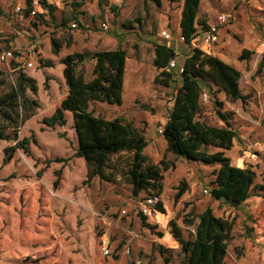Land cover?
Listing matches in <instances>:
<instances>
[{"label": "rangeland", "instance_id": "rangeland-1", "mask_svg": "<svg viewBox=\"0 0 264 264\" xmlns=\"http://www.w3.org/2000/svg\"><path fill=\"white\" fill-rule=\"evenodd\" d=\"M55 2L54 21L48 14L37 17L36 13L43 12L37 11L41 8L38 0L33 1L28 15L25 9L20 11L23 18L16 11L15 0L3 1L0 9V51L11 49L17 56V60L0 63V264H137V260L139 264H178L180 247L175 244L172 249L162 243L157 232L169 231V221L174 220L186 236L189 229L184 227L187 225L183 218L195 216L205 206V196L212 199L210 193L204 192V178L212 177V167L166 151V143L157 133L160 122L168 116L180 75L172 67L175 75L170 86L154 82L158 73L152 61L154 44L165 42L160 31L166 29L173 38L165 43L176 47L174 30L183 0H162L161 6L149 0ZM222 11L230 17L220 25L219 41L211 50L240 70L241 92L248 97L245 102L229 101L222 91L205 88L211 96L214 91L215 97L203 105L200 117L220 124L215 100L222 102L218 107L221 111L235 114L232 119L237 136L226 154L233 163L255 170L254 183H261L264 0H200L198 21L212 23ZM73 21L77 22L75 28L70 25ZM101 21H107V29L100 27ZM125 22L131 27H125ZM51 38L63 42L58 54L51 50ZM178 44L179 51L187 46L184 42ZM117 47L127 54L123 102H91L89 109L107 118L122 115L143 132L149 119H158L146 130L148 144L143 152L152 163L174 166L163 172L164 212L146 219L157 225L153 231L143 225L138 212L139 201L149 192L134 196L124 174L128 154L110 156V162L119 165L113 181L98 176L87 180L86 165L74 150L76 136L60 59L72 52L85 53L87 58L77 68L88 78L93 65L90 54ZM243 49L250 51L249 58H239ZM40 58L51 59L53 65L40 66ZM182 59L179 57L178 63ZM151 134L154 141L149 138ZM181 181L186 182L187 189L176 199ZM249 202V208L254 209L247 216L240 205L225 202L216 204L215 211L233 220V236H253V246L259 252L253 264H264V197L252 195ZM159 242L168 250L161 253ZM241 247L229 241L227 264H234L233 256L240 255ZM168 257L170 260L165 262ZM249 261L250 258L246 264Z\"/></svg>", "mask_w": 264, "mask_h": 264}, {"label": "trees", "instance_id": "trees-1", "mask_svg": "<svg viewBox=\"0 0 264 264\" xmlns=\"http://www.w3.org/2000/svg\"><path fill=\"white\" fill-rule=\"evenodd\" d=\"M149 1L156 6L162 5V0ZM38 2L46 9L51 19L56 20V6L48 4L45 0ZM98 2L101 4L103 0ZM199 4L200 0H183L182 4L180 33L183 41L189 45L197 34L198 25L199 28L206 26L204 21L199 22L197 18ZM31 10L32 0H26L25 15ZM36 15L39 18L44 17L42 13ZM74 19L77 20L78 17L74 15ZM124 25L131 27L126 22ZM62 43L56 38H51V50L54 54L59 53ZM175 57L174 49L166 43L154 44L152 61L158 70L154 82L170 86L175 74L168 64ZM249 57L250 51L247 49H243L239 55L240 59ZM86 58L83 52H72L60 59L64 65L67 86L66 103L76 136L75 155L82 158L86 165V179L98 176L100 179L113 181L119 165L110 162V156L126 152L128 160L124 174L131 184L132 194L136 196L141 191H148L149 194L160 195L163 189V172L174 165L150 162L143 152L148 144L144 132L122 115L107 118L89 109L91 102L122 104L126 51L120 47L94 51L89 56L93 65L91 76L88 78L77 68ZM39 64L52 66L53 61L40 58ZM181 68L180 83L175 87L172 106L161 134L166 143V151L187 160L217 166L211 172L208 191L214 199H222L237 206L251 195L264 197V179L261 183H254L255 170L250 166L233 165L226 154L237 136V131L229 120L233 113L221 111L218 107L222 102L215 100V110L224 125H212L198 118L201 110L200 95L203 91L201 83L211 90L224 92L229 101H246L248 94H243L239 86L240 70L197 46L191 48ZM212 93V97H215V92ZM186 189V182L181 181L174 197L178 199ZM158 210L164 212L163 206L159 205ZM142 219L143 225L151 231L157 227L156 224L146 222L145 216H142ZM183 223L187 226L194 225V232L189 233L187 237L182 234V229L176 221H169V232L180 245L181 259L178 264H225L227 247L232 239V219L216 216L212 208L206 206L195 216L184 217ZM157 233L162 235V232ZM158 249L161 253L168 250L161 244H158ZM169 260L168 257L165 262Z\"/></svg>", "mask_w": 264, "mask_h": 264}, {"label": "crops", "instance_id": "crops-1", "mask_svg": "<svg viewBox=\"0 0 264 264\" xmlns=\"http://www.w3.org/2000/svg\"><path fill=\"white\" fill-rule=\"evenodd\" d=\"M3 1H5V0H0V9H2L3 8V5H2V3H3ZM7 1V0H6ZM33 1L34 0H32V4H33ZM46 1V0H45ZM54 1H56L55 3L56 4H58V2H57V0H47L46 2L48 3V4H52V3H54ZM15 2H17L16 3V7H20V9L21 10H24L25 8H26V0H15ZM36 2V1H35ZM14 6V7H15ZM15 7V8H16ZM20 10V11H21ZM20 11H18V13H19V16L21 17V18H23V16H22V13L20 12ZM37 11H43V12H41L42 14H47V11H46V9H43V7H41L40 8V10H37ZM180 15H181V11H180V13H179V17H178V22H177V26H176V29L174 30V32L177 34V41H175V43H176V47L174 46H171L170 44H168V43H166L168 46H170V47H172L173 49H174V51H175V53H176V57H175V68H177V70L179 71L180 69H181V67H182V63H183V61H184V58L190 53V50H191V48L192 47H194V46H197V47H199V48H201L202 50H204V51H206V52H209V53H215L214 52V50H211V49H213V47L215 46V44H214V46L212 45L211 47H207L206 46V44H204L202 41H201V39H200V37L199 36H197L195 39H193L192 40V42H191V44L189 45V44H186L184 41H183V39H180V36H181V33H180V27H179V21H180ZM76 20V19H75ZM199 26L200 25H198V28H199ZM162 30H166V29H162ZM161 30V31H162ZM160 31V32H161ZM167 31V30H166ZM172 33V32H171ZM170 33V34H171ZM160 37L163 39V37L160 35ZM173 38V34H171V38L170 39H164V41L166 42L167 40H171ZM165 42H163V43H165ZM179 42H184L187 46L186 47H184V48H182V51H179V49H180V45L178 44ZM180 52H182V53H180ZM179 57H182L183 59L178 63V61H177V59L179 58ZM13 60H17V56H16V58L15 59H12V61ZM224 61V60H223ZM225 62H227V63H229V64H231V65H233L234 66V64H233V62H231V61H229V60H225ZM4 63H6V62H4ZM20 63V62H19ZM174 69V68H173ZM202 84V86H203V90H205V88H207V89H209V90H211L207 85H205L204 83H201ZM239 86H240V89H241V84H240V82H239ZM124 87V86H123ZM223 97L225 98V99H227L226 98V96H225V94H224V92H223ZM224 98H223V100H224ZM173 102V101H172ZM200 103H201V110H200V112L198 113V118L200 119V120H204V117H200V115H201V113H204V107H203V105H205V103H207V102H201L200 101ZM171 106H172V103H171V105L169 106V109L171 108ZM235 115V114H234ZM233 115V116H234ZM166 119H167V117L165 118V120H162L161 122H160V125L158 126V127H160V126H163V124L165 123V121H166ZM231 120L232 121H230L231 122V124H232V126H233V124H234V122H235V119H234V117H233V119L231 118ZM158 121V119L157 118H151V119H149L148 120V127H145L144 128V134H145V136H147L146 135V130H147V128H149V126H152L154 123H156ZM206 121V120H205ZM207 123H209L208 121H206ZM209 124H211V123H209ZM212 125H216V124H212ZM222 125H224V122H223V120H221V122H220V124H218L217 126H222ZM233 128H234V126H233ZM158 129V128H157ZM157 133H158V131H157ZM159 134V133H158ZM161 135V134H160ZM162 136V135H161ZM149 138H151V139H153V141H154V136L151 134L150 136H149ZM162 139L164 140V138H163V136H162ZM235 139H236V137L234 138V140H233V145H232V147L234 146V143H235ZM165 141V140H164ZM231 147V148H232ZM230 148V149H231ZM229 149V150H230ZM229 150H227L226 151V153H228V151ZM228 155V154H227ZM229 157H230V155H228ZM230 159H231V157H230ZM231 162H232V160H231ZM232 164L233 165H236V166H239V167H244L243 165H240V164H238V163H233L232 162ZM203 167H212V170L214 169V168H216L217 166H210V165H206V166H203ZM212 172V171H211ZM210 172V173H211ZM211 176V175H210ZM206 181H207V187H205L204 188V190L205 189H207L208 191H209V189H210V177L208 176V177H206V178H204ZM163 190V189H162ZM185 193V192H184ZM209 193V192H208ZM161 194H162V192H161ZM160 194V195H161ZM208 196V195H207ZM207 196H205L206 197V204H205V206L204 207H202L201 208V210L200 211H198L197 212V214L199 213V212H201L202 210H204L205 209V207L206 206H210L211 208H212V211H213V213L216 215V216H221V217H226L227 218V216H223V215H221V214H217V212L215 211V205L217 204H219V203H222V202H225V203H227L226 201H224V200H222V199H214V198H212V199H210V198H208ZM252 196V195H251ZM257 196V195H256ZM261 197V196H260ZM250 201V197H248L244 202H242L241 204H239L240 206H241V209H243L244 211H246L247 213H246V216L250 213L249 211H250V209H254V208H249L250 206H249V202ZM227 204H229V203H227ZM229 205H231V204H229ZM256 207V206H255ZM161 212V211H160ZM157 213H159V212H157ZM238 215H240V214H238ZM240 216H242V218L243 217H246L245 215H240ZM240 218V217H239ZM148 219V218H147ZM245 220V219H244ZM195 222H197V218H195ZM180 226V225H179ZM184 227H186V229H189V231H187L186 232V236L185 237H187L188 236V234L189 233H193L194 232V225H190V226H184ZM180 228L182 229V234L184 235V229H183V227H181L180 226ZM161 239H162V243H167V244H169V247L170 248H172V249H174L173 248V245H175L176 244V247H180V245H179V243H178V241L172 236V234L169 232V231H167V230H165L164 232H163V234L161 235ZM232 240L235 242V245H242V251L240 252V255L236 258V257H234L233 256V263L234 264H246L247 262V260L250 258V261H249V263L250 264H253V263H255V262H257V260H258V254H259V252H258V250L256 249V248H254V246H253V244H255V243H253V236L252 235H235V236H233V233H232ZM264 241V240H263ZM161 242H159V244H161V245H164V244H162ZM230 254V252L227 250V253H226V256H227V254ZM226 256H225V264H227L226 263Z\"/></svg>", "mask_w": 264, "mask_h": 264}, {"label": "built area", "instance_id": "built-area-1", "mask_svg": "<svg viewBox=\"0 0 264 264\" xmlns=\"http://www.w3.org/2000/svg\"><path fill=\"white\" fill-rule=\"evenodd\" d=\"M36 3V2H35ZM20 7H16V11H20ZM34 13V11H32ZM230 17V14L227 12H219L216 16V20L212 23H206L205 27H200L198 28L197 34L195 36V38L197 36L200 37L201 41L206 44V46L209 48L212 45L216 44L219 41V27L220 25L226 23L228 21ZM72 28L77 27V22L73 21L70 23ZM100 27L102 29H107L108 28V23L107 21H101L100 23ZM160 35L163 37V39H170L171 38V34L166 31V30H162L160 32ZM194 38V39H195ZM180 39H183L182 35L180 36ZM16 56L14 54V51L11 49H4L0 51V63H4V62H9L12 59H15ZM28 66L32 65V62H26ZM175 66V59H172L169 61L168 67L172 69V67ZM182 70V68L178 71L180 72ZM210 97H212L206 90H203L201 92L200 95V101L201 102H207L209 101ZM157 131L162 134L163 131V127L160 126L158 127ZM204 192L208 193V190L205 189ZM159 205H163V200L161 198V195H155V194H149L146 195L142 198V200L139 201L138 204V212L142 215L145 216V218H152V216L157 213L160 212L158 210V206ZM137 236L136 234H132V237ZM104 253L107 254L108 253V249L105 248L104 249ZM135 263L139 264L140 261L137 260L135 261Z\"/></svg>", "mask_w": 264, "mask_h": 264}]
</instances>
